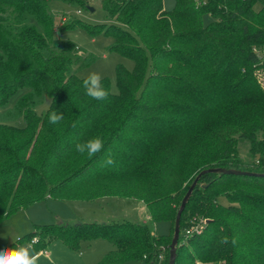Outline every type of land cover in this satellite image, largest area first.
I'll use <instances>...</instances> for the list:
<instances>
[{
    "label": "trees",
    "instance_id": "16d2710c",
    "mask_svg": "<svg viewBox=\"0 0 264 264\" xmlns=\"http://www.w3.org/2000/svg\"><path fill=\"white\" fill-rule=\"evenodd\" d=\"M55 2L87 0H0V224L48 198L100 197L108 182H131L123 198L139 201L151 222L169 224L167 236L129 222L58 223L24 239H35L36 252L54 240L75 251L80 241L105 239L113 249L99 264H167L174 217L194 177L233 170L241 173L197 180L179 217L174 264H264V88L257 79L264 74V0H173L170 10L162 0H101L116 21L65 22L110 35L108 50L133 62L130 72L117 66L116 93L102 79L104 101L86 96L73 74L91 55L52 39ZM203 15L211 20L203 23ZM53 111L63 114L58 124L49 123ZM17 119L22 127L7 124ZM93 135L105 145L89 159L75 145ZM239 142L247 144L245 160ZM109 150L115 163L101 167ZM192 217L205 223L183 240ZM225 236L229 243L221 244Z\"/></svg>",
    "mask_w": 264,
    "mask_h": 264
},
{
    "label": "rangeland",
    "instance_id": "374dc122",
    "mask_svg": "<svg viewBox=\"0 0 264 264\" xmlns=\"http://www.w3.org/2000/svg\"><path fill=\"white\" fill-rule=\"evenodd\" d=\"M257 6L258 4L255 5V7ZM172 7L173 0H162V8L164 10H170ZM51 13L53 15L52 39L54 41L69 40L80 48L84 55L89 54L92 57V60L87 65L81 66L79 69L75 66L73 74L79 79H84L90 72L100 73L102 79L108 81L110 91L116 93L115 70L117 66L120 65L123 69L130 72L133 62L115 51L108 50V47L113 44V39L110 35L102 33L91 34L82 25L63 26V24H66L65 22L72 19L83 24L95 25L110 23L116 21V18L111 17L110 19L105 16L101 7V0H87V3L83 6H72L62 2H55L51 8ZM210 20L211 18L208 15L202 16L203 23H207ZM257 79L264 88V74L257 73ZM21 94L22 92H17L9 101L7 108H11L14 101ZM48 104L49 99L43 98L41 105L35 108L36 114H42ZM3 111L0 110V118ZM7 124L16 127L23 126L21 119L8 122ZM237 150L242 159H247V144L245 142H239ZM262 161L264 164V157ZM106 184V188L103 187L97 190L103 195L100 197L87 199L70 198L72 195L74 197L78 195V192L74 191L60 198L45 199L17 211L0 224V249L12 248L16 244L29 243V240L24 239V237L35 232L37 227L58 223L71 225L129 222L137 225L145 224L153 234L158 236H167L169 234V224L166 222H151L147 218L144 206L139 201L128 199V197L127 199L123 198L126 197L123 195L126 191L130 192L134 188L133 183L108 182ZM93 189H97V186L93 187ZM77 197L80 198L79 196ZM219 203L224 206L227 205L224 199H219ZM32 246L37 251L36 246ZM42 249L45 255L38 260L37 264H99L113 247L105 239H95L90 242L80 241L78 249L74 251L67 248L60 241L54 240ZM124 264L138 263L127 261Z\"/></svg>",
    "mask_w": 264,
    "mask_h": 264
},
{
    "label": "clouds",
    "instance_id": "9594fccd",
    "mask_svg": "<svg viewBox=\"0 0 264 264\" xmlns=\"http://www.w3.org/2000/svg\"><path fill=\"white\" fill-rule=\"evenodd\" d=\"M82 88L84 94L95 101H104L109 96V91L102 84V76L97 72H90L83 79ZM50 124H58L63 120V114L55 111L48 115ZM75 127V125H73ZM105 140L97 135H93L83 142L75 145V151L81 155H87L89 159L95 157L98 153L104 151ZM115 163L111 151L105 153L102 158L101 167L111 166ZM221 244L229 243V237H221ZM233 246L237 243V238L232 237ZM40 259L39 253L35 251L31 243L16 244L12 248L0 249V264H37Z\"/></svg>",
    "mask_w": 264,
    "mask_h": 264
},
{
    "label": "water",
    "instance_id": "95a60500",
    "mask_svg": "<svg viewBox=\"0 0 264 264\" xmlns=\"http://www.w3.org/2000/svg\"><path fill=\"white\" fill-rule=\"evenodd\" d=\"M89 10H91L90 7H88ZM207 173H214V174H240L241 172L233 171V170H224V169H208V170H203L199 172L192 182L190 183L189 187L187 188L186 192L184 193L183 197L180 200L179 206L177 208L175 217H174V222H173V227H172V235L170 239V243L168 245V263L167 264H174V258H175V248L178 242V237H179V217L181 212L184 209V206L193 190L195 187L197 180L202 174H207Z\"/></svg>",
    "mask_w": 264,
    "mask_h": 264
},
{
    "label": "built area",
    "instance_id": "2783aa9c",
    "mask_svg": "<svg viewBox=\"0 0 264 264\" xmlns=\"http://www.w3.org/2000/svg\"><path fill=\"white\" fill-rule=\"evenodd\" d=\"M204 223L205 221L203 219L192 217L189 221V226L183 232L182 239L185 240L193 234H198L201 231ZM34 242L35 239H32L31 243Z\"/></svg>",
    "mask_w": 264,
    "mask_h": 264
},
{
    "label": "crops",
    "instance_id": "0c3cea01",
    "mask_svg": "<svg viewBox=\"0 0 264 264\" xmlns=\"http://www.w3.org/2000/svg\"><path fill=\"white\" fill-rule=\"evenodd\" d=\"M37 253H39V255H40V258H41L42 256H44V255H45V252H44V251H39V252H37Z\"/></svg>",
    "mask_w": 264,
    "mask_h": 264
}]
</instances>
